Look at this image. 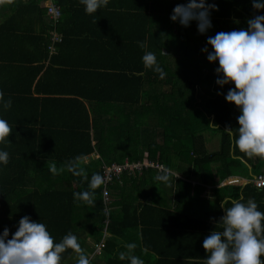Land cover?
<instances>
[{
    "label": "trees",
    "instance_id": "trees-1",
    "mask_svg": "<svg viewBox=\"0 0 264 264\" xmlns=\"http://www.w3.org/2000/svg\"><path fill=\"white\" fill-rule=\"evenodd\" d=\"M42 1L0 0V90L12 101L9 109L0 110V117L12 127L9 143H0V149L9 153L7 165L0 166V232L7 227L10 239L19 219L28 215L47 226L54 242L68 232L75 234L88 257L94 249L86 238L102 244L101 252L108 257L115 239L126 243L139 239L125 235L135 225L130 224L131 212L155 208L151 202L139 205L142 209L135 207L138 198L124 188L128 180L137 182L145 176L155 183L156 171L123 173L120 184L115 181L108 187L104 202L102 185L89 189L87 179L64 167L76 157L89 179L93 173L101 174V163L152 161L171 169L172 157L181 172L195 173L199 168L203 180L208 166L217 162H222V177L241 167L249 168L254 177L263 173L264 158L234 149L225 132L228 127L235 134L238 127L239 110L224 99L234 84L221 88L215 83L218 62H208L201 49L212 51L206 39L217 32L246 30V21L264 15V9H253L251 0H206L218 10L211 12V29L201 35L196 21L183 27L170 20L174 6L189 0H108L93 14H86L79 0H55L57 20L49 18ZM121 22L131 25L127 30H138L133 31L135 38L122 39ZM54 34L60 38L55 44ZM138 41L146 42V50L156 54L167 73L164 79L143 66L144 50ZM205 132L219 134L218 151L209 155ZM53 164L64 170L52 173ZM230 188L228 198L246 200L250 192L264 212V203L260 204L264 188ZM85 190L95 193L91 205L73 198L74 192ZM229 206L230 202L224 204ZM199 208L197 219L219 222L225 215L219 203ZM181 212L173 208L168 215ZM144 226L143 246L157 255L149 264H204L203 239L222 230L211 225L191 229L201 254L199 260L188 262L172 253L170 242L179 238L180 230L166 226L169 232L162 223L159 229H149L147 221ZM104 233L112 238L101 243ZM118 252L104 264H128L118 259ZM61 256V264H76L78 253L67 249Z\"/></svg>",
    "mask_w": 264,
    "mask_h": 264
},
{
    "label": "clouds",
    "instance_id": "clouds-1",
    "mask_svg": "<svg viewBox=\"0 0 264 264\" xmlns=\"http://www.w3.org/2000/svg\"><path fill=\"white\" fill-rule=\"evenodd\" d=\"M79 2L86 14L96 13L108 4V0ZM251 4L257 11L264 9V0H251ZM216 10L215 3L189 0L186 4L174 6L170 20L183 27L196 21L197 32L203 35L211 29L210 15ZM246 23V30L242 28L208 36L206 45L212 51L208 47L201 51L207 54L208 62H218V67L214 69L217 75L215 83L221 88L234 84L224 94V99L239 110L235 134L231 128H225V132L232 137L234 149L247 156L264 158V15H255ZM137 45L144 50L141 56L143 66L157 73L159 79H164L167 73L157 61L156 54L146 50L144 41H138ZM11 105V99L0 90V110L6 111ZM11 131L8 121L0 117V143H9ZM78 160L79 157H76L64 167L73 176L87 179L89 189L101 186L104 183L103 176L99 173H93L90 179L84 176V170L77 164ZM8 162L9 153L0 149V166ZM49 170L59 174L64 169H58L53 164ZM170 178L171 173L167 168L154 176V180L165 183H170ZM94 196L95 193L88 190L73 193L75 200L89 205L94 203ZM229 202L230 206L225 208L224 204ZM220 206L225 212L218 223L222 230H213L203 239L202 247L207 253L204 264H264V212L258 210V205L252 199L244 202L242 199L227 198L221 201ZM8 237L9 229L5 227L0 232V264H61V254L67 249L78 253L76 264H90L75 234L68 232L59 242H54L47 226L32 220L28 215L19 219L16 231L10 239ZM123 248L127 251L119 252V260H127L128 264H145L143 259L134 254L136 243H124Z\"/></svg>",
    "mask_w": 264,
    "mask_h": 264
},
{
    "label": "crops",
    "instance_id": "crops-1",
    "mask_svg": "<svg viewBox=\"0 0 264 264\" xmlns=\"http://www.w3.org/2000/svg\"><path fill=\"white\" fill-rule=\"evenodd\" d=\"M120 27L125 28V30H121L122 33L120 32L122 39L135 38L136 34L133 31L138 30H127L129 27H131L128 22H121ZM142 31L143 30H139V32ZM144 32H147V30H144ZM145 36H147V34H145ZM127 45H130V42L127 43ZM1 47L2 42L0 41V48ZM214 135L216 137H212L213 134L208 137V142L204 141L205 154L207 155L218 151L219 134ZM173 163L174 166L171 167V169L174 171L175 176L170 178V183L158 182L156 180L155 183L150 182L148 177L145 176L143 177V180H139L137 182L128 180L126 182V187L124 188L126 194L138 198L136 202H133L135 207H140L139 205L141 204H147L151 202L155 208L154 210H144L142 207H140L142 210H139L135 213L131 212L130 224L135 225L131 227L132 229H128L129 231H126L125 233V235L131 234L132 236L139 237V239H135L134 241L132 240L130 242L137 244L138 248L134 250V254L143 259L145 264H149V262H153L157 258V255L152 254L151 251H147V249L143 246V239H141V237L142 233H144V228H146V226H144L145 221L148 222L149 229H159L157 226L158 224L162 223V226L165 230L167 228L166 226L170 228H176V232L180 230V235H178L179 238H176L170 242L172 248H174L172 253L180 254V256L185 261L193 262L199 260L198 255L201 254V251L196 247L195 243L197 242L198 237L195 234V231H191V229H195V227L199 226L207 227L210 225H217L218 227H221L218 224L219 222H212L209 218H195L194 216H197L199 213V206L201 204L202 206H205L208 204L215 205L218 203L221 205V201L227 199V193L232 190L230 186H238L240 191L243 190L246 185L254 186L256 189H258V191L262 189L257 188L253 184L254 176L251 174V170H249V168L241 167L240 169H237L235 174L222 177V162L212 163L208 166L209 171L208 173L204 174L205 178L203 180V178L201 179L200 174L198 173L201 171L199 168L197 171L195 170V173L188 171V169L185 172H181L179 171V165H177V162L175 161ZM262 172L264 173V166L262 168ZM182 195L184 196L183 199H177V197ZM246 195V200L242 197H239L238 199H242L244 202H246L252 198V194L250 192L246 193ZM116 200H119V197H117ZM263 203L264 197H262L260 204ZM173 208L182 211L181 214L169 216L168 213L172 212ZM220 209L221 215H224V209L221 206ZM158 210H161V212ZM191 213L192 215H190ZM202 215H204V213ZM209 215L211 217V214ZM139 219L142 223H139ZM168 229L169 228H167V231L170 232L171 230ZM84 236H86V234H84ZM103 238L104 239H102L101 243H104L105 239L112 237H110V235L107 233H104ZM86 242L94 249L88 257L90 262H93V264H104L106 258L115 255V253L118 252L120 248H123V244L126 243L125 240L115 239L116 246L114 248V252L108 257L107 255H103L101 252L102 244H99L101 245L99 246L98 244L93 243L89 238H86ZM124 251L126 252L127 250L125 249ZM174 254H172L173 257Z\"/></svg>",
    "mask_w": 264,
    "mask_h": 264
},
{
    "label": "built area",
    "instance_id": "built-area-1",
    "mask_svg": "<svg viewBox=\"0 0 264 264\" xmlns=\"http://www.w3.org/2000/svg\"><path fill=\"white\" fill-rule=\"evenodd\" d=\"M12 0H9L11 2ZM42 6L43 8L46 9V13L48 14L49 18L52 20H57L59 16V8L57 6V2L55 0H43L42 1ZM59 37L54 34L51 37V41L53 44L57 43L59 41ZM50 53L53 52L54 48L49 47ZM163 168H167L170 173L171 177L175 176V173L173 170L169 169L166 167L163 163L162 164H155L152 161H147V162H129L127 160H124L122 164H116V163H111V164H105L101 163L100 170H101V175L104 178V183L102 184L103 187V200L106 202L108 199V187L113 184L115 181L120 182V177L123 173H131V172H140L143 169H153L158 173V171L162 170ZM253 184L257 188H264V173L257 175L253 179ZM101 246V245H99Z\"/></svg>",
    "mask_w": 264,
    "mask_h": 264
},
{
    "label": "rangeland",
    "instance_id": "rangeland-1",
    "mask_svg": "<svg viewBox=\"0 0 264 264\" xmlns=\"http://www.w3.org/2000/svg\"><path fill=\"white\" fill-rule=\"evenodd\" d=\"M215 134H217V133H215ZM209 136H211V133H209V132H205V134H204V136H203L205 142H208V141H209V140H208V137H209ZM212 137H216V136L213 134ZM212 139H213V138H212ZM214 140H215V138H214ZM171 161H172V162H175V161H176V158H175V157H172V158H171ZM172 165H173V163H172ZM122 175H123V174H122ZM122 175H121V176H122ZM120 178H121V177H120ZM118 183L120 184L121 181L118 182Z\"/></svg>",
    "mask_w": 264,
    "mask_h": 264
}]
</instances>
